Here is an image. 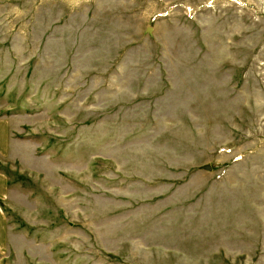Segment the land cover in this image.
I'll return each instance as SVG.
<instances>
[{
	"label": "rangeland",
	"instance_id": "obj_1",
	"mask_svg": "<svg viewBox=\"0 0 264 264\" xmlns=\"http://www.w3.org/2000/svg\"><path fill=\"white\" fill-rule=\"evenodd\" d=\"M0 183V264H264V0H0Z\"/></svg>",
	"mask_w": 264,
	"mask_h": 264
},
{
	"label": "crops",
	"instance_id": "obj_2",
	"mask_svg": "<svg viewBox=\"0 0 264 264\" xmlns=\"http://www.w3.org/2000/svg\"><path fill=\"white\" fill-rule=\"evenodd\" d=\"M1 185H2V184L0 183V190H1V187H2ZM2 188H3V187H2ZM0 229H2V230L4 229L1 218H0Z\"/></svg>",
	"mask_w": 264,
	"mask_h": 264
},
{
	"label": "water",
	"instance_id": "obj_3",
	"mask_svg": "<svg viewBox=\"0 0 264 264\" xmlns=\"http://www.w3.org/2000/svg\"><path fill=\"white\" fill-rule=\"evenodd\" d=\"M150 29H151V28H149V29H148V31H150ZM204 169H207V170H209V169H210V167L206 165V166L204 167Z\"/></svg>",
	"mask_w": 264,
	"mask_h": 264
}]
</instances>
